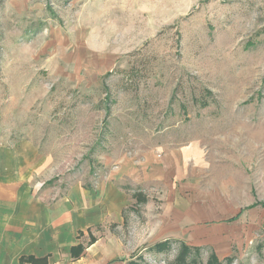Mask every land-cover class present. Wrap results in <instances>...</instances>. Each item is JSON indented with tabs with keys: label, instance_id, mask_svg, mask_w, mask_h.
<instances>
[{
	"label": "rangeland",
	"instance_id": "obj_1",
	"mask_svg": "<svg viewBox=\"0 0 264 264\" xmlns=\"http://www.w3.org/2000/svg\"><path fill=\"white\" fill-rule=\"evenodd\" d=\"M18 172L75 206L65 261L264 264V0H0Z\"/></svg>",
	"mask_w": 264,
	"mask_h": 264
},
{
	"label": "crops",
	"instance_id": "obj_2",
	"mask_svg": "<svg viewBox=\"0 0 264 264\" xmlns=\"http://www.w3.org/2000/svg\"><path fill=\"white\" fill-rule=\"evenodd\" d=\"M23 175L18 172L13 183L0 176V264H81L64 258L76 247L73 223L65 216L76 213L75 206L56 202L50 207L34 198Z\"/></svg>",
	"mask_w": 264,
	"mask_h": 264
},
{
	"label": "trees",
	"instance_id": "obj_3",
	"mask_svg": "<svg viewBox=\"0 0 264 264\" xmlns=\"http://www.w3.org/2000/svg\"><path fill=\"white\" fill-rule=\"evenodd\" d=\"M155 247H156L155 251H158V252L165 251L164 249H167V247H168V241L159 242L158 244L155 245ZM188 249H190V250L192 249L194 254L199 252V251H197V250H199V248H196L194 246L189 248L188 246L184 245L182 247V251L180 250L179 255H178V258L180 259L179 264H191L192 263V261H193L192 259L189 258L190 261L187 260L189 254H190V252H188ZM213 254L207 260V264H220V262L217 260V257L215 256V254L214 255ZM231 259H227L228 260L227 262H231ZM130 264H134V263L132 262Z\"/></svg>",
	"mask_w": 264,
	"mask_h": 264
}]
</instances>
